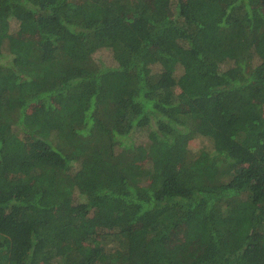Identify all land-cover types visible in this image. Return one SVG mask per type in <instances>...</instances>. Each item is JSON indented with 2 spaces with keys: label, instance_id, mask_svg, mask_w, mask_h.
<instances>
[{
  "label": "trees",
  "instance_id": "trees-1",
  "mask_svg": "<svg viewBox=\"0 0 264 264\" xmlns=\"http://www.w3.org/2000/svg\"><path fill=\"white\" fill-rule=\"evenodd\" d=\"M0 264H264V0H0Z\"/></svg>",
  "mask_w": 264,
  "mask_h": 264
},
{
  "label": "rangeland",
  "instance_id": "rangeland-1",
  "mask_svg": "<svg viewBox=\"0 0 264 264\" xmlns=\"http://www.w3.org/2000/svg\"><path fill=\"white\" fill-rule=\"evenodd\" d=\"M16 26V24H13L11 27L14 28ZM107 61V59H106ZM143 139L142 138H139V139H136V141H142ZM195 143V142H194ZM194 145V144H193ZM203 145H206V142L203 143Z\"/></svg>",
  "mask_w": 264,
  "mask_h": 264
}]
</instances>
